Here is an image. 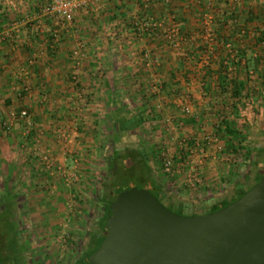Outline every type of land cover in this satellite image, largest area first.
I'll use <instances>...</instances> for the list:
<instances>
[{
	"label": "crops",
	"instance_id": "1",
	"mask_svg": "<svg viewBox=\"0 0 264 264\" xmlns=\"http://www.w3.org/2000/svg\"><path fill=\"white\" fill-rule=\"evenodd\" d=\"M51 1L0 0V180L6 172L32 184L44 179L36 147L53 149L59 164L77 157L90 181L97 173L90 166L99 167L101 149L112 143L126 151L165 139L182 151L180 142L201 137L202 126L222 133L228 125L264 139V0H77L84 5L72 23L43 13ZM145 21L158 27L137 36L133 28ZM22 68L30 70L27 80ZM225 71L231 87L222 94ZM75 75L86 93L79 111ZM25 85L30 92L22 95ZM235 93L249 96L252 107L240 113ZM76 120L79 137L65 145L56 129ZM60 182L56 197L65 192ZM34 189L22 192L34 196ZM2 196L13 195L0 189ZM39 206L54 212L62 205ZM57 224L64 226L55 218L48 232Z\"/></svg>",
	"mask_w": 264,
	"mask_h": 264
},
{
	"label": "rangeland",
	"instance_id": "2",
	"mask_svg": "<svg viewBox=\"0 0 264 264\" xmlns=\"http://www.w3.org/2000/svg\"><path fill=\"white\" fill-rule=\"evenodd\" d=\"M245 137L247 140L242 142L243 145H238V147H244L243 150L240 151V155L236 154L233 149L226 150V145L223 146L222 151H217L215 148L209 149L208 161L202 172L203 183L201 186H191L189 184V178L185 173L186 171L183 172L182 169L176 174H167L165 172L162 154L169 153L176 155L179 152L181 153V150H178L179 148L174 149L175 147H169L166 142H164L165 139L157 143L154 142L152 145L141 144V161L145 163L146 168L148 166L151 168L155 178L158 179L170 198L180 204L184 203L191 207H200L202 204L208 203L209 201L223 198L243 181L249 180L247 178L251 175V169L254 170L252 171L253 174L249 181L250 185H252V178H254L256 172L259 171L258 166L253 162L252 152L254 153L264 146V139L259 137V133H251L250 135H245ZM238 139L236 141H242L240 140L242 138ZM150 141L152 142V140L149 139V142ZM123 143L124 142H122V144ZM129 143L132 142L130 141ZM254 143L256 145L260 143V148L256 147ZM113 144L114 143H112V146L108 144L109 146L106 145L101 149L99 167L90 166V168L97 171L96 174L89 175L90 181H87V167L86 171L85 168L82 171L78 166L79 160H77V164L73 162L74 160L70 162L71 164L69 165L71 167L77 165L76 170L79 181L67 187L61 180V186L65 189V192H62L64 193L63 196L56 197L57 192L55 191L59 189V183H57L58 179L54 182L51 178L48 179L47 174L46 176L45 174L41 175L40 177L45 176V178L40 179L39 182L34 180L33 184L31 182L33 180L30 179V181L27 182L26 179L19 175H16L13 179L9 175V172H6L7 178H5L6 175L1 177L0 189L5 190V192L6 190H11L13 199H7L6 196L0 205V264H12V262H8V259H12L13 261L20 259L18 257L20 248L17 249L15 244L19 234L15 232L16 221H13L15 216H13V208H10V200H13L17 205V221L21 224L23 237L27 236L31 244L28 248L29 258L35 253L36 259H40L43 254H47V257H49L51 252H58V254L61 253V251L67 252V246H69V250L72 252L71 248H75L78 238L81 237V233L85 234L86 229L88 231L89 223L94 217L95 210L103 192L106 191L107 193L112 189V185L109 182L110 179H107L115 173L114 170L117 168L116 162L118 160L115 159V156H118L120 152V156L124 157L123 152H125L124 148H119V150H117L118 148L116 149ZM132 151L134 152L136 149L133 148L130 150V148H126V152ZM250 152L252 154L251 158L249 157ZM214 157L217 159L214 160ZM262 157L264 158V156ZM262 157L258 159L261 163L264 162L261 161ZM135 160L136 162L140 161V158L134 156L133 158L126 157L123 159L125 163L124 166H129L130 162ZM213 161H215V163ZM261 166H264V163L261 164ZM129 172V176L133 177L134 173L131 170H129L128 173ZM209 172L212 176L207 175ZM32 176L33 179H35L33 173ZM112 180L113 179L110 181ZM140 181L144 182L140 176H135L127 181V183H123L124 185L121 184L120 188H142L143 183H140ZM48 186H55V188L52 190H45ZM32 187L35 188L34 191L36 192L34 196H29L22 192V190H30ZM37 192L43 195H38ZM45 202H51L53 205L60 204L62 206L59 209L55 207V211L53 210L54 212H45V209H41L40 212H37L36 208ZM55 218L59 219V223L64 226L60 228L58 224L57 226H51V231L48 232L46 227L50 222L55 221ZM4 238H6L5 242ZM57 239L61 242H58ZM55 243L57 245H54Z\"/></svg>",
	"mask_w": 264,
	"mask_h": 264
},
{
	"label": "water",
	"instance_id": "3",
	"mask_svg": "<svg viewBox=\"0 0 264 264\" xmlns=\"http://www.w3.org/2000/svg\"><path fill=\"white\" fill-rule=\"evenodd\" d=\"M107 236L91 264H264V176L241 198L201 216H182L150 191L112 203Z\"/></svg>",
	"mask_w": 264,
	"mask_h": 264
},
{
	"label": "built area",
	"instance_id": "4",
	"mask_svg": "<svg viewBox=\"0 0 264 264\" xmlns=\"http://www.w3.org/2000/svg\"><path fill=\"white\" fill-rule=\"evenodd\" d=\"M83 2L77 0H52L42 9L44 14L49 16H56L60 18L63 22L72 23L74 21L75 15L78 10L83 6ZM157 24L145 21L142 24H136L133 29H135V33L137 36H143L144 33H150L154 28H157ZM76 58H82L83 54L81 49L75 52ZM22 79H28L30 77V70L28 68H22L20 70ZM81 81L78 75L74 76V84L76 88V96L74 101V111H79L81 107V103L85 100V90L81 88ZM24 93L22 95H26L30 92L29 86L25 85L23 89ZM241 103H238V111L240 113L244 112V106L252 107L253 102L249 96H241ZM239 101V98L236 102ZM85 102V101H84ZM83 102V103H84ZM84 105V104H83ZM162 106L160 104L156 105V109H161ZM183 112L187 115L192 114L191 104L183 103ZM29 113L24 110L21 112L20 117L26 118ZM80 121L76 120L73 122L71 127H67L66 129L58 128L56 129V136L65 144H71V142L75 141L79 137V126ZM167 123L169 125H173L174 119L168 118ZM3 128L6 131H10L12 129V125L8 122L3 123ZM30 132V131H29ZM27 132V135H29ZM201 137L196 138H185L180 142V147L182 151L179 155L175 154H162V162L165 168V172L167 174H176L180 171V169L185 172L189 178V184L191 186H201L203 183L202 172L205 169L207 164V158L209 156V149L215 148L217 151L223 150V145L220 144V138L218 133L215 131L210 133V131L206 130L204 126L201 128ZM71 155L72 152L70 153ZM34 155H36L37 160L40 163V166L45 170L46 174L51 178L54 182L57 179L62 180L64 185L67 187L79 181L78 174L75 165L71 167L66 161L64 164H59L57 160V156L55 155L53 149H49L46 151H40L38 147L34 150ZM77 158V157H76ZM74 158V163H78L77 159ZM214 160L217 158L214 157ZM52 189L55 186L51 187ZM49 188H45L48 190ZM51 189V190H52Z\"/></svg>",
	"mask_w": 264,
	"mask_h": 264
},
{
	"label": "flooded vegetation",
	"instance_id": "5",
	"mask_svg": "<svg viewBox=\"0 0 264 264\" xmlns=\"http://www.w3.org/2000/svg\"><path fill=\"white\" fill-rule=\"evenodd\" d=\"M260 171L257 172V174L254 176L253 178V183L252 185H254V183L256 182L257 177L260 175L259 173H263L264 172V166L260 167L259 169ZM128 174V171H126L125 175ZM136 175V174H135ZM111 177V176H110ZM115 177H111V179H114ZM248 179V178H247ZM250 179L247 181H243L241 184L242 186H237L234 190H232L230 193H228L227 195H225L223 198L221 199H215L214 201H211L212 203L211 206L209 208L206 209H202L201 207H194V206H190V210L189 211H181L180 212H175L178 211L177 209H173L171 211H173L174 213H177L179 215L182 216H201V215H206L212 212H216L219 210H214V206H220V210L223 209V207L221 206V203L223 202H229L228 205H230L231 203L235 202L238 195H240L242 192L246 191V189L252 185H250L249 183ZM255 181V182H254ZM112 183V182H111ZM136 188V187H134ZM139 189H143L141 187H137ZM242 188V189H241ZM133 189V188H131ZM130 190L126 189L124 191ZM123 191V192H124ZM116 189L112 188L111 190H109V192L106 193L103 192L102 196L100 197V201L98 202V206L95 210L94 213V217L91 220V222L89 223V229L87 231H85V234L81 233V237L78 238L77 240V244L75 245V248L73 247V249L71 248V251L69 250V246H67L68 251L64 252L61 251V253L56 254V257H53V253H50L49 257H47V254H43L42 258L40 259H36V253L33 255H29L30 258L28 257V248L31 245L29 242V239L27 236L23 237V233H22V229H21V224L19 223V221H17V205L16 203H14V201H11V205L10 208H13L12 210L14 211L13 216H15L13 218V221H16V226H15V232L18 233V237L16 238V246L17 249L20 248V253L18 255V257L20 258L19 260H12V259H8V262L12 264H91L90 259L91 257L97 253L100 249V246L102 245L101 243H103V241L105 240L106 236H107V232L106 230L103 229V222H104V217L109 216V210H110V206L112 203L116 202L118 197L115 194ZM121 192V193H123ZM4 198V197H2ZM13 199L12 197H7V199ZM207 204V203H206ZM225 207V206H224ZM106 218V221H107ZM107 225V224H106ZM4 238V242H5ZM101 242V243H100ZM100 244V245H99ZM6 245V244H5ZM54 259V260H53Z\"/></svg>",
	"mask_w": 264,
	"mask_h": 264
},
{
	"label": "trees",
	"instance_id": "6",
	"mask_svg": "<svg viewBox=\"0 0 264 264\" xmlns=\"http://www.w3.org/2000/svg\"><path fill=\"white\" fill-rule=\"evenodd\" d=\"M224 74H225V78H227V79L226 80L223 79V81L220 83V88L222 90V94H225L229 90V88L231 87L230 86L231 85V82L228 80L227 72L225 71ZM233 85H234V83H233ZM233 89L235 90L234 86H233ZM235 94L237 96L236 98H239V101L236 102V103H233V104L238 109V103H241V99H240V95L239 94H237V93H235ZM222 133L221 132H218V135L220 137L225 138V140H226V146H225L226 147V150L233 149L236 154L240 155L239 153H240L241 150H243L244 147L243 146H239L238 147V145H243L242 142L246 140V137H245L244 133L242 131H239V130L234 129V127L233 128H229V125L225 128V130ZM221 134H222V136H221ZM238 138H242V139H240L242 141L241 142H238L239 141ZM237 139H238V141H236ZM140 151L141 150L137 148L136 151H134V152L133 151L132 152H126V151L123 152L124 153V157L120 156L121 155L120 152L118 153V156L117 155L115 156L116 157L115 159L118 160L116 162L117 168L114 170L115 173L111 175V177L114 176L115 178L112 181H110L109 180L110 177H108L107 180H109L110 183L112 182L111 183L112 188L117 189L116 192H115L116 196L117 197H120L121 192H123L124 190L129 189V188L131 189V187H124V188L121 187L120 188V185L121 184H123V183L125 184V182L127 183V181H129L130 179H132L135 176H140L141 179L144 180V182H141L140 181V183H143V185H142L143 187L142 188L145 189V190L150 191L163 204H165V206L167 208H169L170 210H173L175 208V209L178 210V211H175V212H178V213L180 212L179 210H181V211L188 210L189 211L190 210V208H189L190 206L189 205H186L184 203H181L180 204V203H178L177 201H174L172 198H170L168 196V193L166 192V190L164 189V187L160 184V182L158 181V179L155 178V176H154L151 168L149 166L146 168L145 163H142V161H141V158H142L141 155L142 154H140ZM252 154H253V162H255V165H257L258 168L260 169V167H262L261 164H263L264 162L261 163L260 161H258V159H260L262 156H264V146L262 148L256 150V152H254V153L252 152ZM252 154L250 152V154H249V157L250 158H251V155ZM133 156L136 157V158L137 157L140 158V161H137L136 162V160H135L133 162H130L129 166H127V167L124 166L125 163L123 162V159H125L126 157L133 158ZM261 161H264V158L263 157H262V160ZM129 170H131L134 173L133 177H130L129 176L130 175V172L127 175H125L126 171H129ZM252 171H254V170L251 169V171H250V174L251 175L248 177V179H250V177H252V174H253ZM256 174H257V172H256ZM259 174L260 175L257 177L256 182L254 181L255 182L254 185H256L261 180V178L264 176V172L263 173H259ZM107 180H105V181H107ZM254 185L248 187L246 189V191L242 192L234 200H238L239 198H241L248 191H250L253 188ZM239 186H242V185H239ZM132 188H134V187H132ZM4 199L5 198H0V205L4 201ZM212 201H214V200H212ZM210 203H212V202L209 201L207 204L206 203L205 204H202L200 207L202 209L209 208L211 206ZM227 204H229V202L228 203L227 202H223V203H221V206L224 208V206L226 207ZM219 208H220V206H214V210H216V209L217 210H220ZM106 218H107V216L104 217V222H103V229L104 230H106V224H107ZM106 232H107V230H106Z\"/></svg>",
	"mask_w": 264,
	"mask_h": 264
}]
</instances>
